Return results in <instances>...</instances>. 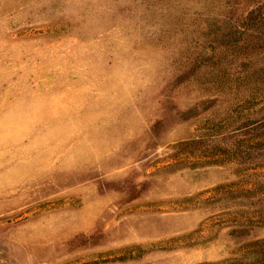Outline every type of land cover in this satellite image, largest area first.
<instances>
[{
    "label": "rangeland",
    "instance_id": "rangeland-1",
    "mask_svg": "<svg viewBox=\"0 0 264 264\" xmlns=\"http://www.w3.org/2000/svg\"><path fill=\"white\" fill-rule=\"evenodd\" d=\"M264 0H0V264H261Z\"/></svg>",
    "mask_w": 264,
    "mask_h": 264
},
{
    "label": "trees",
    "instance_id": "trees-1",
    "mask_svg": "<svg viewBox=\"0 0 264 264\" xmlns=\"http://www.w3.org/2000/svg\"><path fill=\"white\" fill-rule=\"evenodd\" d=\"M261 264H264V261H263V263H261Z\"/></svg>",
    "mask_w": 264,
    "mask_h": 264
}]
</instances>
